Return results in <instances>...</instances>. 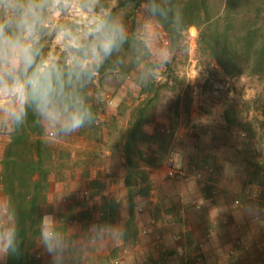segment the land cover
<instances>
[{
	"label": "clouds",
	"instance_id": "clouds-1",
	"mask_svg": "<svg viewBox=\"0 0 264 264\" xmlns=\"http://www.w3.org/2000/svg\"><path fill=\"white\" fill-rule=\"evenodd\" d=\"M188 27L178 0H0V133L15 136L30 116L53 141L93 126L97 86L130 73L147 85L181 54ZM236 214L258 220L264 209L244 202ZM36 231L50 264H90L126 227L81 230L46 214ZM18 232L15 205L0 198V260L19 252Z\"/></svg>",
	"mask_w": 264,
	"mask_h": 264
},
{
	"label": "crops",
	"instance_id": "crops-1",
	"mask_svg": "<svg viewBox=\"0 0 264 264\" xmlns=\"http://www.w3.org/2000/svg\"><path fill=\"white\" fill-rule=\"evenodd\" d=\"M125 87L123 83L109 102H117ZM217 118L214 113L199 124L193 114L181 115L170 132L169 148L193 170L187 175L189 190H182V177L168 178L165 163L147 165L152 190L139 200L143 208L133 212L124 183L129 170L124 146L105 149L97 144L88 150L79 145L65 169L49 179L50 208L43 212L57 220L65 216L66 226L81 230L97 221L125 224L124 240L96 251L90 264H264V215L254 220L236 214L244 202L264 209V180L239 169L229 171V165L240 163L232 154V163L223 156L219 163L224 169H216L226 142L214 128V122L225 123V118ZM11 139L0 133V198H8L3 175Z\"/></svg>",
	"mask_w": 264,
	"mask_h": 264
},
{
	"label": "rangeland",
	"instance_id": "rangeland-1",
	"mask_svg": "<svg viewBox=\"0 0 264 264\" xmlns=\"http://www.w3.org/2000/svg\"><path fill=\"white\" fill-rule=\"evenodd\" d=\"M250 6L251 3H247L248 9ZM198 38L197 27L189 25L184 34L181 54L175 56L165 70L158 71L155 78L147 85L138 84L131 73L122 82L99 84L93 99L97 113V120L93 126L58 141L43 135L33 123L28 126L26 147L20 148L19 155L31 164L35 163V156L42 155L41 170L38 167L32 168L25 173V176L28 180H33V184L41 182L43 186L39 188L38 209H35L32 222L34 228L31 223L28 225L29 241L27 242L29 244L33 242V245L30 246L31 258L25 260V264H50V257L37 247L34 240L36 236L34 230L39 223L37 216L43 217L45 215L43 209L50 208L47 202L49 179L54 174L57 177L58 171L65 169V162L72 159L73 150L79 145L85 146L88 150L94 145L97 149V144L105 149L125 146L132 115L141 105L148 107L149 121L144 129L149 134L160 125L168 126L171 132L173 127L174 129L178 127L175 125H178L181 115L193 114L194 118L201 120L199 124H206V119L214 113L216 118L218 116L217 120L219 116L224 117L225 123L214 122V128L219 129L220 139L226 141L225 148L219 149L220 157L217 158L216 163L221 162L223 156H227L224 158L232 163L231 158L228 157L232 154L240 163L239 166L229 165V171L239 169L259 180H264V75L246 73L239 76L229 75L209 55V52L201 50ZM164 43L167 44L168 41L165 40ZM123 83L126 87L119 97L122 99L109 102L117 95ZM126 89L128 91L125 92ZM181 99H183L182 103ZM207 116L209 118H206ZM243 132L245 135H242ZM157 145L140 141L132 155L134 166H129L124 183L127 194L130 195L132 192V200L130 197L128 208L133 212L143 208V203L139 200L147 198L152 190L150 171L147 168L149 164L141 158V155L146 159L154 160L157 163L154 167L162 163L166 164V160L170 157L179 159L184 174L177 178L183 179L185 185L182 190H189L187 175H191L193 170L185 168L180 157L177 159L176 150L169 148L162 154ZM161 156H164L162 160L159 159ZM221 164L216 165L219 172L224 169ZM202 169L205 170V167ZM34 194L37 195L36 192ZM59 218H61L60 225L65 224V216L61 215ZM115 258L117 257L112 259ZM4 261L6 263V258ZM2 262L3 260H0V264Z\"/></svg>",
	"mask_w": 264,
	"mask_h": 264
},
{
	"label": "trees",
	"instance_id": "trees-1",
	"mask_svg": "<svg viewBox=\"0 0 264 264\" xmlns=\"http://www.w3.org/2000/svg\"><path fill=\"white\" fill-rule=\"evenodd\" d=\"M178 3L183 7L188 25H195L199 31L198 44L201 50L209 52L226 73L232 76L244 73L264 75V0H178ZM247 3H251L249 9ZM147 109V105L136 109L127 131L124 149L130 167L134 166L132 155L138 142L158 144L160 152L164 154L172 140V134L163 125L153 133L145 131V124L149 121ZM30 125L31 116L23 128L12 136L5 155L3 183L17 210L20 242L19 252L6 257V264H25V260L31 258L30 246L33 242H27L28 225L31 223L33 227L39 188L43 185L41 182L33 184V180L25 176L32 168L41 170L42 155L36 154L33 158L35 163L32 164L19 155L20 148L26 147ZM141 156L149 165H157L154 160ZM163 158L159 157L161 160ZM130 195L132 198V192ZM41 218L37 216V223Z\"/></svg>",
	"mask_w": 264,
	"mask_h": 264
},
{
	"label": "built area",
	"instance_id": "built-area-1",
	"mask_svg": "<svg viewBox=\"0 0 264 264\" xmlns=\"http://www.w3.org/2000/svg\"><path fill=\"white\" fill-rule=\"evenodd\" d=\"M166 174L169 178H177L181 176L183 173L182 168L178 165L177 161L175 158H168L166 160Z\"/></svg>",
	"mask_w": 264,
	"mask_h": 264
},
{
	"label": "bare ground",
	"instance_id": "bare-ground-1",
	"mask_svg": "<svg viewBox=\"0 0 264 264\" xmlns=\"http://www.w3.org/2000/svg\"><path fill=\"white\" fill-rule=\"evenodd\" d=\"M192 32H193V33L195 32V29H194V28H192ZM192 32H191V33H192Z\"/></svg>",
	"mask_w": 264,
	"mask_h": 264
},
{
	"label": "water",
	"instance_id": "water-1",
	"mask_svg": "<svg viewBox=\"0 0 264 264\" xmlns=\"http://www.w3.org/2000/svg\"><path fill=\"white\" fill-rule=\"evenodd\" d=\"M194 28V27H193ZM195 29V28H194Z\"/></svg>",
	"mask_w": 264,
	"mask_h": 264
}]
</instances>
